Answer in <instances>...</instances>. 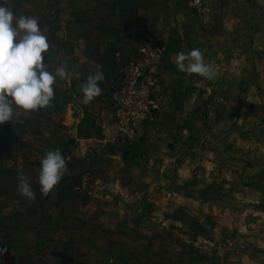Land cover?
I'll use <instances>...</instances> for the list:
<instances>
[{
  "label": "rangeland",
  "instance_id": "rangeland-1",
  "mask_svg": "<svg viewBox=\"0 0 264 264\" xmlns=\"http://www.w3.org/2000/svg\"><path fill=\"white\" fill-rule=\"evenodd\" d=\"M237 3L249 14L206 24L178 4L176 53L200 49L217 76L182 72L180 90H171L179 104L166 114L169 158L134 147L101 154L98 134L95 154L70 137H47L74 171L57 186L63 198H0V264H264V186L255 185L264 183V0ZM105 61L95 59V71L113 66ZM214 139L229 153L221 172L208 148ZM85 174L91 197L76 189Z\"/></svg>",
  "mask_w": 264,
  "mask_h": 264
},
{
  "label": "crops",
  "instance_id": "crops-1",
  "mask_svg": "<svg viewBox=\"0 0 264 264\" xmlns=\"http://www.w3.org/2000/svg\"><path fill=\"white\" fill-rule=\"evenodd\" d=\"M206 1L212 10V22L221 23L229 18H236L239 16V14L234 15L236 10L241 13L240 16L243 11L249 14L246 3L240 5L237 3L239 0ZM0 4L8 6L17 15L27 14L38 17L42 30L51 42L49 51L43 54L49 71L55 72L54 68L64 63L68 68L70 67L69 72L79 74L64 80L65 82L62 80L65 87H62L61 79L57 78L53 85L54 98L50 105L22 115L19 130L12 131L13 120L0 124V152L3 149L0 155L5 156L4 159H0V198H24L17 191L19 172L28 178L36 198H63L60 193H56L61 181L47 196L40 192L38 182L40 162L50 146L45 144L44 139L70 137L76 144L82 143L87 148V152L93 151L90 146L91 144L94 146L92 138L98 134V112L101 103L109 100L121 82V65L113 62L114 53L119 50L129 59L136 57L138 47L148 30L154 34L155 42L167 44V50L157 68L158 84L162 89L158 88L156 98L161 111L157 112L152 120L142 124L134 141L106 152H101L97 143L95 151L105 154L115 149L132 150L134 147L133 152L145 154L147 158L160 156L169 158L167 156L169 150L164 147V140L171 131L168 128L169 122L166 121L170 120V117L166 114L171 112V106L177 107L179 104L175 101L171 90L179 91L183 85L181 82L183 73L175 69L172 61L177 56V46L174 44L177 31L183 25V16L178 12L180 8L176 0H0ZM248 19L249 17H246V20ZM175 26L178 29L172 34V27ZM111 57L113 66L110 68L106 64L108 68L102 67L100 70L104 74V80L100 83L102 94L89 104H84L89 107L97 129L91 131L90 139L78 141L75 134L80 113L74 105L77 97L80 100L82 98L81 85L90 74L96 72L95 59H106L107 62ZM71 86H74L76 96L68 91ZM62 88L68 104L63 102ZM11 140L14 141L12 146L9 144ZM216 144L214 139V143L208 144V148L217 155V164L221 163L217 171L221 172L226 170L223 167L224 162L229 158V153H222L216 148ZM4 147L10 148L7 154L4 152ZM81 153L83 154L84 151ZM20 155L24 156L16 157ZM25 156L27 159H24ZM67 168L69 176L74 171V167L67 164ZM63 178L66 179L67 174ZM257 183L256 181L255 185ZM262 190L258 189V191Z\"/></svg>",
  "mask_w": 264,
  "mask_h": 264
},
{
  "label": "clouds",
  "instance_id": "clouds-1",
  "mask_svg": "<svg viewBox=\"0 0 264 264\" xmlns=\"http://www.w3.org/2000/svg\"><path fill=\"white\" fill-rule=\"evenodd\" d=\"M50 43L38 17L17 15L8 6L0 4V124L49 106L57 78L68 80L79 75L69 72L63 63L55 68V72L49 71L43 54L49 51ZM176 67L181 72L196 74L209 81L217 76L214 66L205 61L198 48L177 53ZM103 80L102 71L86 78L80 89L83 104H89L102 94L100 83ZM68 171L66 159L59 149L47 151L40 162V192L47 196ZM17 191L29 201L36 199L22 172L18 173ZM4 251L0 248V254Z\"/></svg>",
  "mask_w": 264,
  "mask_h": 264
},
{
  "label": "built area",
  "instance_id": "built-area-1",
  "mask_svg": "<svg viewBox=\"0 0 264 264\" xmlns=\"http://www.w3.org/2000/svg\"><path fill=\"white\" fill-rule=\"evenodd\" d=\"M191 10L204 24L210 22L212 10L206 0H176ZM167 46L157 43L151 34L145 35L138 47L137 56L127 58L116 51L113 62L121 65V82L108 101H103L98 112L99 129L97 143L101 152L118 148L134 141L143 123L152 120L159 109L156 92L159 88L157 68ZM107 112H110L109 114ZM89 174L83 175L77 184V192L84 197L93 195Z\"/></svg>",
  "mask_w": 264,
  "mask_h": 264
},
{
  "label": "trees",
  "instance_id": "trees-1",
  "mask_svg": "<svg viewBox=\"0 0 264 264\" xmlns=\"http://www.w3.org/2000/svg\"><path fill=\"white\" fill-rule=\"evenodd\" d=\"M177 2V1H176ZM180 6H182L179 2H177ZM183 7V6H182ZM185 8V7H184ZM186 9V8H185ZM188 12H190L191 14H193L194 17H196V15L194 14V12H192L191 10L186 9ZM197 18V17H196ZM151 34L154 36V34L152 33V31L148 30V32L145 34ZM145 35L143 36V39L145 37ZM143 39L141 44L143 43ZM140 44V45H141ZM116 52V51H115ZM124 54V53H123ZM125 55V54H124ZM76 108L80 113L81 119L77 125L76 131V139L78 141H85L90 139V135H91V131H95L97 129L96 125H95V120L94 117L91 115L90 113V109L89 107L85 106L79 97H77V102H76ZM155 115V114H154ZM85 131V135H81V130ZM230 149V147H228V150ZM224 154H227L226 152H222ZM79 183V181H78ZM257 188L260 189L262 186H264V183L258 182L256 184Z\"/></svg>",
  "mask_w": 264,
  "mask_h": 264
}]
</instances>
